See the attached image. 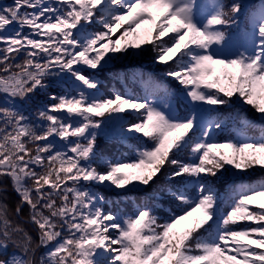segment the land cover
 Segmentation results:
<instances>
[{"label": "snow or ice", "instance_id": "obj_1", "mask_svg": "<svg viewBox=\"0 0 264 264\" xmlns=\"http://www.w3.org/2000/svg\"><path fill=\"white\" fill-rule=\"evenodd\" d=\"M135 57L179 87L115 70L143 94H102L101 76ZM228 121L238 135L212 140ZM100 137L134 157L106 158ZM257 168L264 0L0 5V264H264V178L247 180ZM128 198L131 213L113 210Z\"/></svg>", "mask_w": 264, "mask_h": 264}, {"label": "trees", "instance_id": "obj_2", "mask_svg": "<svg viewBox=\"0 0 264 264\" xmlns=\"http://www.w3.org/2000/svg\"><path fill=\"white\" fill-rule=\"evenodd\" d=\"M256 2H259V0H256ZM11 3V0H0V5ZM94 29H99V26H95ZM150 47V45H148ZM115 70H122L125 72H131V71H139L146 74V76H152L154 79H157L161 81L162 83L169 85L170 87L176 89L179 86L175 84L174 81L166 78L163 76L161 68L157 65L153 64L151 62V59L148 57L139 58L136 61H132L128 63L125 62H117L114 69L109 70L105 74L101 76V93L107 94L114 90H119L121 92L127 91L129 94L132 93H138L142 95V91L140 89V85L138 83L133 82L131 79H127L125 81H120L113 79L111 77V71ZM50 91L58 89H49ZM38 100H46L45 94L41 93L38 97ZM37 106L35 102L32 105L26 106V111H31L32 108ZM223 110V109H222ZM183 114V111L180 113ZM248 117L250 119L255 120L254 114L250 111L247 113ZM239 132V125L235 121H228L226 122V125L219 130H215L212 133V139L216 142H225L228 139L234 138L238 135ZM249 135H259V126H257L254 130L250 131L248 133ZM99 142L101 146L104 148V155L106 158L108 157L110 160H131L134 157V151L132 150L131 146L128 144H120L115 141L106 140L104 137L99 138ZM261 178H264V170H261L259 168L255 169L251 175L247 178V180L250 181H256ZM247 182V181H246ZM4 183L9 184V192H8V201L10 207L14 206V203L16 200L19 199V197L11 191L10 182L4 181ZM226 187H230L229 185H226L224 182H220L218 184V190L221 194V199L219 202V207L221 213L226 212L229 208V205L231 203L230 200V193H226ZM100 192H103L108 198L115 200L116 196L115 193L108 192L104 189H98ZM133 196L135 197V200L139 202L144 196L145 192H137L134 193ZM163 206L158 205V211L157 214L161 217H167L168 215V205L166 202H162ZM134 209V204L131 198H128L126 202H122L119 205L114 206V211L119 210L121 213H131ZM25 214H27V208H25ZM26 227L31 228V225H26Z\"/></svg>", "mask_w": 264, "mask_h": 264}, {"label": "rangeland", "instance_id": "obj_3", "mask_svg": "<svg viewBox=\"0 0 264 264\" xmlns=\"http://www.w3.org/2000/svg\"><path fill=\"white\" fill-rule=\"evenodd\" d=\"M96 26V25H95ZM94 26V27H95ZM97 26H99V25H97ZM94 30H99V29H94ZM144 47H148V45H145ZM140 57H135V58H131V59H128V60H122V61H120V62H125V63H128V61L129 62H132V61H136V60H138ZM108 158V157H107ZM109 159V158H108ZM100 188H103V187H100ZM98 189H99V187H98ZM104 190H106V189H104ZM106 191H108V190H106ZM108 192H110V191H108ZM15 193V192H14ZM16 194V193H15Z\"/></svg>", "mask_w": 264, "mask_h": 264}]
</instances>
